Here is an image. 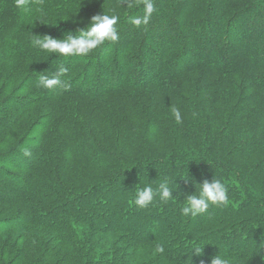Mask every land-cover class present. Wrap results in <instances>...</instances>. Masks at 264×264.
<instances>
[{
    "label": "trees",
    "instance_id": "1",
    "mask_svg": "<svg viewBox=\"0 0 264 264\" xmlns=\"http://www.w3.org/2000/svg\"><path fill=\"white\" fill-rule=\"evenodd\" d=\"M153 3L137 28L122 0H0V264H264V0ZM103 13L119 41L88 56L32 45ZM60 65L71 90L38 87ZM214 179L228 206L183 216Z\"/></svg>",
    "mask_w": 264,
    "mask_h": 264
},
{
    "label": "clouds",
    "instance_id": "2",
    "mask_svg": "<svg viewBox=\"0 0 264 264\" xmlns=\"http://www.w3.org/2000/svg\"><path fill=\"white\" fill-rule=\"evenodd\" d=\"M122 4L129 8L141 5L144 7V14L130 21L137 28L147 26L156 10L153 0H122ZM15 5L21 9L30 8L31 5H38L40 7L37 10L42 11L43 0H15ZM119 19V16L115 14H97L91 18V22L86 28L79 30L76 36L69 34L64 39H54L48 35L43 37L34 35L32 45L48 53L64 57L88 56L106 42L116 43L119 41L117 29ZM67 74L68 69L63 65H60L58 70L52 73L51 76L41 73L39 74L38 87H43L49 91L56 89H59L61 92L70 91V83L62 79ZM170 110L175 117L176 123H183L179 109L171 107ZM22 151L25 156H31V152L27 148L22 149ZM172 193L173 191L169 187L168 180L165 179L155 191L151 186L138 191L134 204L140 209H146L157 196L163 202L173 199ZM228 204V188L220 180L214 179L212 182L204 180L200 184L199 195L193 194L186 197V205L181 209V213L185 217L191 216L195 218L206 213L210 205H223L226 207ZM261 240H264V235L261 236ZM163 252L164 247L157 245L154 254H163ZM192 252L197 256L203 254V251L201 252L198 248ZM211 264H229V260L217 255L212 258Z\"/></svg>",
    "mask_w": 264,
    "mask_h": 264
}]
</instances>
